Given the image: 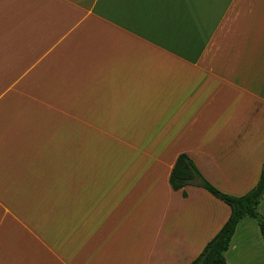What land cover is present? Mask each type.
<instances>
[{"label": "crops", "instance_id": "obj_1", "mask_svg": "<svg viewBox=\"0 0 264 264\" xmlns=\"http://www.w3.org/2000/svg\"><path fill=\"white\" fill-rule=\"evenodd\" d=\"M264 163V0H0V264H189ZM264 215V197L258 205ZM226 264H264L239 221Z\"/></svg>", "mask_w": 264, "mask_h": 264}, {"label": "trees", "instance_id": "obj_2", "mask_svg": "<svg viewBox=\"0 0 264 264\" xmlns=\"http://www.w3.org/2000/svg\"><path fill=\"white\" fill-rule=\"evenodd\" d=\"M169 183L174 190L182 189L187 185L200 187L230 208V215L226 222L189 264H226L225 252L237 224L245 217L257 223L264 241V215L258 211V205L264 197V163L254 187L241 196L229 195L214 187L202 176L186 154H180L176 158L169 176Z\"/></svg>", "mask_w": 264, "mask_h": 264}, {"label": "rangeland", "instance_id": "obj_3", "mask_svg": "<svg viewBox=\"0 0 264 264\" xmlns=\"http://www.w3.org/2000/svg\"><path fill=\"white\" fill-rule=\"evenodd\" d=\"M254 187V186H253ZM248 192V191H247Z\"/></svg>", "mask_w": 264, "mask_h": 264}]
</instances>
